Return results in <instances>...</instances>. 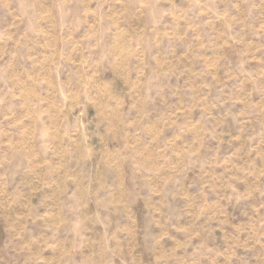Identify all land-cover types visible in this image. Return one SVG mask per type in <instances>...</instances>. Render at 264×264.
<instances>
[{
	"label": "rangeland",
	"instance_id": "obj_1",
	"mask_svg": "<svg viewBox=\"0 0 264 264\" xmlns=\"http://www.w3.org/2000/svg\"><path fill=\"white\" fill-rule=\"evenodd\" d=\"M0 264H264V0H0Z\"/></svg>",
	"mask_w": 264,
	"mask_h": 264
}]
</instances>
